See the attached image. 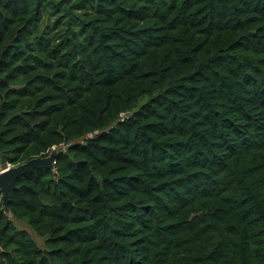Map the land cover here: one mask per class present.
I'll return each mask as SVG.
<instances>
[{
    "label": "trees",
    "instance_id": "16d2710c",
    "mask_svg": "<svg viewBox=\"0 0 264 264\" xmlns=\"http://www.w3.org/2000/svg\"><path fill=\"white\" fill-rule=\"evenodd\" d=\"M53 149L0 264H264V0H0V166Z\"/></svg>",
    "mask_w": 264,
    "mask_h": 264
},
{
    "label": "water",
    "instance_id": "95a60500",
    "mask_svg": "<svg viewBox=\"0 0 264 264\" xmlns=\"http://www.w3.org/2000/svg\"><path fill=\"white\" fill-rule=\"evenodd\" d=\"M57 154V150L53 149L51 153L46 157H36L29 161L11 166L0 171V193L3 209L7 215L9 210L7 208L9 201V192L15 188L16 182L23 176L31 174L35 170L49 169L54 167V159Z\"/></svg>",
    "mask_w": 264,
    "mask_h": 264
},
{
    "label": "rangeland",
    "instance_id": "374dc122",
    "mask_svg": "<svg viewBox=\"0 0 264 264\" xmlns=\"http://www.w3.org/2000/svg\"><path fill=\"white\" fill-rule=\"evenodd\" d=\"M8 167H11V166H6V168ZM4 167L0 166V170L2 171ZM10 220L11 222L13 223V225L16 227V229L18 230H23V231H26L30 236L31 238L35 241V243L37 244V246L41 249H45V246H44V242L41 238L37 237L29 228L28 226L24 223V222H21V221H18V220H15L14 218H12L10 216Z\"/></svg>",
    "mask_w": 264,
    "mask_h": 264
}]
</instances>
